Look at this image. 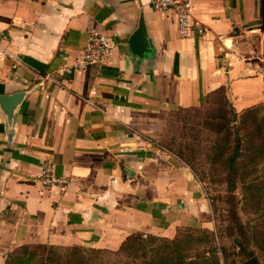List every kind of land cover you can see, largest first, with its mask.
<instances>
[{
  "label": "crops",
  "instance_id": "crops-1",
  "mask_svg": "<svg viewBox=\"0 0 264 264\" xmlns=\"http://www.w3.org/2000/svg\"><path fill=\"white\" fill-rule=\"evenodd\" d=\"M194 15L205 35L182 38L149 0H0V96L24 93L13 119L0 106V264L22 245L212 230L192 170L158 141L200 95L222 89L236 112L264 101V0H196ZM140 19L153 48L138 63ZM91 31L111 54L76 69ZM46 163L62 182L41 183Z\"/></svg>",
  "mask_w": 264,
  "mask_h": 264
},
{
  "label": "rangeland",
  "instance_id": "rangeland-1",
  "mask_svg": "<svg viewBox=\"0 0 264 264\" xmlns=\"http://www.w3.org/2000/svg\"><path fill=\"white\" fill-rule=\"evenodd\" d=\"M248 108L234 113L224 91L218 89L208 94L207 99L200 106L171 111L163 135L158 141L160 147L172 152L176 157H178V151H182V159L178 158L189 168L193 167L194 172H192L199 189L205 194L209 203V212L203 215L202 220L212 223L210 231L213 234L206 233L205 228H179L176 237L191 239L190 253L192 256L204 249L215 248L219 264H243L245 259L236 254L238 249H235L233 237L237 234L233 236L228 234V228L232 225L229 218L230 208L236 210L240 222L246 227L247 234L251 236L249 247L258 258L259 264H264V236L261 235L263 230L261 227L264 223V154L256 155L253 162H249L244 156L240 158V176H238L240 178L236 180L233 190L229 189L224 178L226 176V165L223 161L225 157L216 159L217 154L223 150L217 148V145H224L219 140L224 133L222 125L233 115L239 123L244 124V128L238 130L237 134L238 137L247 136L243 140L244 150H246L245 147H250L249 142L251 141L248 140L254 128L252 123L254 115L261 123L262 132H264V101L249 108H254L253 113L245 112ZM234 131L232 127L231 140H234L236 136ZM233 143L234 141H230L229 145ZM245 173H248V178L242 177ZM250 183L253 184L249 191L246 187ZM141 246L140 244L133 245L131 249L122 253H113L112 250L103 249L100 253L101 259L94 260V263L156 264L157 258L155 257H158V264L166 263V260H160L166 249H163L162 241L157 239L152 244L145 245L144 248ZM80 248L84 251L92 249L84 246ZM65 249L66 247L56 246L57 253L65 254ZM226 254L228 257H225Z\"/></svg>",
  "mask_w": 264,
  "mask_h": 264
},
{
  "label": "trees",
  "instance_id": "trees-1",
  "mask_svg": "<svg viewBox=\"0 0 264 264\" xmlns=\"http://www.w3.org/2000/svg\"><path fill=\"white\" fill-rule=\"evenodd\" d=\"M206 99L207 95H200V102L197 106L202 105ZM229 106L232 108L233 112L236 113V110L233 108V106L230 104ZM249 108L245 112L253 113L254 108ZM252 123L254 124V128L251 130L250 138L248 140L251 141L249 142L250 147H245L246 150L243 148V140L247 136L238 137L237 135L238 130L244 128L243 122L239 123L236 119V116L233 115L231 119L225 120L222 125V130H224V133L221 135L219 140H221L224 145H217V148L223 150L217 154L218 157L216 159L219 157H225L223 159L226 165V176L224 178L230 190L235 188V182L238 178H240L238 177L240 176V158L244 156L249 162H253L256 155L264 154V132H262L261 123L257 120L255 115L252 118ZM232 127L235 129L234 133L236 134L234 140H231L230 138V131ZM230 141H234V143L229 145ZM178 152V157L182 159V151L179 150ZM190 168L194 172L192 169L193 167L190 166ZM247 176L248 173H245L242 177L248 178ZM252 184L253 183L248 184V187H246L247 190L250 191L252 189ZM257 194L259 195V192H257ZM229 218L232 222V225L228 228V234L229 236H233L235 233L237 234V236L233 237L235 249H238L236 254H239L245 258L243 264H259L258 258L254 255L253 251L249 247L251 236L247 234V229L240 222L237 212L234 208L229 209ZM184 228L192 227L186 226ZM261 229H263L261 235L264 236V223ZM205 232L208 234H213V232L210 230L208 231L205 229ZM176 235L169 239L151 234L139 232L133 233L125 238L119 249L112 252H126L136 244H140L142 245L141 248H144L145 245L152 244L155 240L159 239L163 243V249L166 248L165 254L160 257V260H166V263L164 264H219V258L216 255L217 251L215 248L204 249L200 253H197V255L192 256L190 253L191 239H180L178 236L176 237ZM65 250V254H60L56 252V246L53 245H22L15 249L12 253L8 254L7 258L5 259V264H98L94 263V260L98 258L101 259L100 253L103 251V249L95 248L86 249L84 251L80 248V246L77 245L68 246ZM222 255L224 257L223 253ZM225 257H228V254H226ZM156 258V264H158V257H155V259Z\"/></svg>",
  "mask_w": 264,
  "mask_h": 264
},
{
  "label": "built area",
  "instance_id": "built-area-1",
  "mask_svg": "<svg viewBox=\"0 0 264 264\" xmlns=\"http://www.w3.org/2000/svg\"><path fill=\"white\" fill-rule=\"evenodd\" d=\"M196 0H149L154 12H160L172 18L178 34L182 38H200L207 31L205 24L194 15ZM113 43L109 37L96 31L89 33L87 43L80 52L73 67L84 69L88 65L105 63L111 54ZM1 54V52H0ZM40 181L43 185L62 182L54 176L53 164L46 163L41 168Z\"/></svg>",
  "mask_w": 264,
  "mask_h": 264
},
{
  "label": "water",
  "instance_id": "water-1",
  "mask_svg": "<svg viewBox=\"0 0 264 264\" xmlns=\"http://www.w3.org/2000/svg\"><path fill=\"white\" fill-rule=\"evenodd\" d=\"M153 45L147 37V30L143 19H140L137 29L133 32L128 41V49L130 53L137 58L140 63L145 54L151 53ZM24 97V93L17 92L11 95L0 96V106L6 113L8 119L15 116V108L20 105ZM11 137V133L9 138Z\"/></svg>",
  "mask_w": 264,
  "mask_h": 264
}]
</instances>
